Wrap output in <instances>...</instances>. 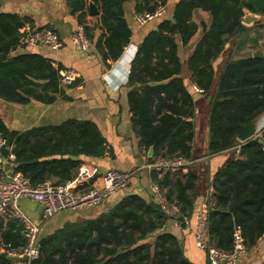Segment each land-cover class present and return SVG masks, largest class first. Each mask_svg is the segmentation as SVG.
<instances>
[{"label":"trees","instance_id":"trees-1","mask_svg":"<svg viewBox=\"0 0 264 264\" xmlns=\"http://www.w3.org/2000/svg\"><path fill=\"white\" fill-rule=\"evenodd\" d=\"M129 1L66 0L91 42L90 32L95 29L85 25L89 3L99 10L101 34L95 49L105 67L117 61L131 41L123 8ZM134 1L135 13L152 12L157 2H168ZM244 9L264 15V0H178L172 14L156 19V29L137 46L127 81L135 134L146 151L153 149L149 164L158 157L190 159L196 103L184 84V68L192 84L210 98L209 154L238 150L216 173L214 202L208 210L209 240L227 252L235 229L241 231L247 249L264 236V145L258 139L245 144L237 141L241 126L264 115V60L228 58L216 84L213 67L228 42L247 31L241 24ZM196 10L208 13L210 22L201 26V37L182 64L177 40L184 47L198 32L192 21ZM34 29L29 17L0 10V100L5 103L50 105L62 94L60 68L54 69L37 54H15L25 48L24 38ZM73 86L75 82L69 87ZM0 135L7 141L1 158L7 160L9 153L15 157L13 162L6 161L5 168L21 174L32 187L47 181L56 185L72 182L84 159H100L108 152L105 139L91 121L66 120L17 132L0 120ZM259 136L264 142V129ZM151 180L161 190L168 189L166 200L176 203L182 217H191L193 199L188 190L195 182L191 172L162 177L151 172ZM168 220L155 202L128 195L96 219L67 222L51 234L40 233V256L31 264H192L177 239L165 232ZM24 245L22 224L11 219L4 225L0 219V250L5 246L7 251L19 252ZM0 264L14 263L0 251Z\"/></svg>","mask_w":264,"mask_h":264},{"label":"crops","instance_id":"crops-1","mask_svg":"<svg viewBox=\"0 0 264 264\" xmlns=\"http://www.w3.org/2000/svg\"><path fill=\"white\" fill-rule=\"evenodd\" d=\"M177 1L168 0L165 4L168 16L172 14ZM0 6L3 13H15L32 19L35 26L34 31L47 28L53 30L62 43V46L56 50L45 46L35 48L25 46V48L18 49L15 54L40 55L48 60L54 69L60 68L61 76L69 71H73L77 75L75 86L61 85L62 94L57 95L55 102L50 105L35 101L18 105L0 100V120L6 128L10 131L24 132L34 127L58 125L66 120L91 121L95 123L105 139L108 152L100 159H84L80 168L87 170L92 174V177L87 183H82L78 190L93 185H101L100 177L109 170L132 174L126 190L109 197L95 208L82 209L76 212L67 211L61 213L62 215L58 219L52 218L43 224L41 222L42 206L28 199H21L17 203L21 213L30 221L41 225V231L45 232L44 235H48L60 229L67 222L74 223L98 218L106 214L123 197L128 195H137L147 203L155 202L150 191L152 184L151 171L147 166L150 158L148 157V151L140 145L135 134L127 102V94L131 90L127 87V81L131 62L137 52V46L150 31L156 29V22L153 21L144 26L137 25L133 21L135 1L131 0L125 3L123 6L124 17L132 32L131 41L124 49L121 57L117 61L109 63V67H105L95 49V42L101 34V31L97 29L100 12L99 16L94 18L89 17L87 14L85 25L92 26L95 31L90 32L93 37L92 42L90 41V51L83 54L76 51L70 43V37L78 21L77 14L74 16L71 14L70 8L66 5V0H0ZM251 14L258 19L262 16ZM192 21L199 29L188 45L183 47L180 41L177 40L178 57L182 64L186 62L195 44L200 39L201 26L208 25L210 17L208 13L196 10L193 13ZM29 30V27L26 26L25 31L28 32ZM181 52L186 56L184 61L180 57ZM222 55L213 64L215 84L224 65ZM220 64L221 68H218ZM182 77L187 90L195 100L196 110L190 159L186 160L187 166L178 175L185 176L191 172L195 177L194 187L188 190V195L193 199L194 211L200 201L205 200L208 205H212L214 202L215 175L225 167L231 158L237 156L238 150L233 148L218 155L209 154L207 123L210 98L195 91L197 86L192 84L189 73L185 68ZM201 103L204 104L202 114L198 108ZM256 127L260 135L264 126L259 127V119H257ZM0 165L2 170H7L5 163ZM162 191L166 196L168 189L164 188ZM173 197L171 198L173 199ZM0 219L5 225L8 220L13 219L11 211L8 209L6 212L1 213ZM189 221L193 226V213ZM164 230L177 239L185 258L192 264H208L205 254L195 247L193 233L190 228H175L173 221L168 220ZM263 262L264 236L253 247L246 248L239 264H262Z\"/></svg>","mask_w":264,"mask_h":264},{"label":"built area","instance_id":"built-area-1","mask_svg":"<svg viewBox=\"0 0 264 264\" xmlns=\"http://www.w3.org/2000/svg\"><path fill=\"white\" fill-rule=\"evenodd\" d=\"M166 14L165 5L157 2L154 11L135 13L133 21L144 26ZM71 46L79 53H88L91 49V42L86 37L82 24H77L70 37ZM26 47L35 48L45 46L51 49H59L62 43L58 35L50 29L33 31L24 38ZM77 75L73 71L62 74L60 83L63 86H71ZM198 93H203L198 87ZM7 148V141L0 135V152ZM15 159L12 153L8 154L7 160L0 156V164L6 161L13 162ZM187 161L181 157H158L148 164L151 172L158 177L164 175L173 176L179 174L187 166ZM131 173H121L115 170L106 171L101 177V185H93L83 190L78 188L84 182H88L92 174L80 168L76 179L65 184H54L44 182L37 187H32L29 182L19 173L10 170L0 172V214L11 211L13 219L19 221L23 226L25 245L19 252L7 251L8 247L3 246L1 253H6L8 258L16 257L14 264H31L40 256L38 239L41 233V225L27 219L17 207L21 199H28L38 203L43 208L41 222L44 224L61 212H76L82 209H92L101 205L109 197L127 189L131 179ZM150 191L156 204L166 216L171 218L175 228H190L193 233L195 247L202 251L208 264H239V261L246 251L245 240L239 229H235L232 235V248L230 251H222L211 244L208 234V210L207 201H200L194 211V225L190 224V218L182 217L176 203H169L163 191L156 183H152ZM25 259V261L23 260Z\"/></svg>","mask_w":264,"mask_h":264},{"label":"rangeland","instance_id":"rangeland-1","mask_svg":"<svg viewBox=\"0 0 264 264\" xmlns=\"http://www.w3.org/2000/svg\"><path fill=\"white\" fill-rule=\"evenodd\" d=\"M244 27H246L247 31L244 34H238L237 37L231 39L225 46L224 54L222 55V63H225L228 58L240 59L249 57L256 51H263L264 53V15L257 21L245 24ZM180 57L182 61H184L186 56L181 52ZM219 66L218 68H221V64ZM198 108L199 112L202 114L204 104H199ZM260 126H264V115L259 119V127ZM61 213L54 216L53 219L61 217ZM44 233V231H41V235H44Z\"/></svg>","mask_w":264,"mask_h":264},{"label":"water","instance_id":"water-1","mask_svg":"<svg viewBox=\"0 0 264 264\" xmlns=\"http://www.w3.org/2000/svg\"><path fill=\"white\" fill-rule=\"evenodd\" d=\"M88 15L91 18L98 17L99 16V11L97 10L96 6L92 3H89L88 5ZM258 18L253 16L251 13H249L247 10H243V17L241 19V24L245 25L248 23H252L254 21H257ZM238 34L235 36L237 37ZM253 58H258V59H263L264 60V53L262 51H256L255 53L252 54ZM257 119L252 120L249 122L247 125L241 126L239 134L237 136L238 142L241 144H245L253 139H258V143L260 145H264L263 140L260 138L259 133L257 131ZM264 150V147H263ZM148 157L152 158L153 157V149L150 148L148 150ZM10 261L15 262L17 261L16 257L9 258ZM25 261V259H23Z\"/></svg>","mask_w":264,"mask_h":264}]
</instances>
